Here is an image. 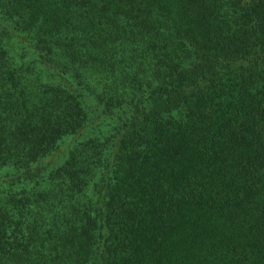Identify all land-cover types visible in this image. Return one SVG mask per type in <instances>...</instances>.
Listing matches in <instances>:
<instances>
[{"label": "trees", "instance_id": "16d2710c", "mask_svg": "<svg viewBox=\"0 0 264 264\" xmlns=\"http://www.w3.org/2000/svg\"><path fill=\"white\" fill-rule=\"evenodd\" d=\"M0 264H264V0H0Z\"/></svg>", "mask_w": 264, "mask_h": 264}]
</instances>
